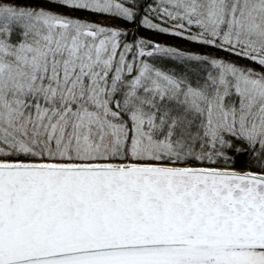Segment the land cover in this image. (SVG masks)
<instances>
[{
	"label": "snow or ice",
	"instance_id": "6c2138e0",
	"mask_svg": "<svg viewBox=\"0 0 264 264\" xmlns=\"http://www.w3.org/2000/svg\"><path fill=\"white\" fill-rule=\"evenodd\" d=\"M0 264H264V0H0Z\"/></svg>",
	"mask_w": 264,
	"mask_h": 264
},
{
	"label": "rangeland",
	"instance_id": "374dc122",
	"mask_svg": "<svg viewBox=\"0 0 264 264\" xmlns=\"http://www.w3.org/2000/svg\"><path fill=\"white\" fill-rule=\"evenodd\" d=\"M43 6L44 7L54 8L56 11H64V12L69 11L67 9L55 8L54 5H49V4H45ZM70 14L74 15V16L86 17L89 20L100 21V22H102L104 24H109V25L119 24L120 26H122L124 28H129L130 27L129 25L123 24L121 21L114 20V19H112L110 17H107V16H95V15H90V14H86V13H78V12H72ZM137 35L143 36L145 38L151 39L153 41H156V42H159V43H162V44H165V45H169V46H173V47H177V48L182 49L176 43L168 42V41H165L164 39H162L163 37L157 32L148 31V30L144 29L143 31L139 32ZM128 39L130 40L131 37H129Z\"/></svg>",
	"mask_w": 264,
	"mask_h": 264
},
{
	"label": "trees",
	"instance_id": "16d2710c",
	"mask_svg": "<svg viewBox=\"0 0 264 264\" xmlns=\"http://www.w3.org/2000/svg\"><path fill=\"white\" fill-rule=\"evenodd\" d=\"M126 25L130 26L129 29H133L135 27L134 25H131V24H126ZM143 30L144 29H139L138 31L134 32L133 34L137 35L139 32H141ZM159 34L163 37L162 39H164L165 41L176 43L179 47H181L184 50L195 51V52L213 51V52H215L216 55L226 57V54L223 52H216L215 50H210L206 47L195 44V43L188 41L184 38L173 36V35H168V34H161V33H159ZM129 37H131V36H129ZM167 66L170 67L171 65H167ZM220 166H223V165H220ZM247 166H248V164H247V158L246 157L238 158V162L235 165V167H247Z\"/></svg>",
	"mask_w": 264,
	"mask_h": 264
},
{
	"label": "water",
	"instance_id": "95a60500",
	"mask_svg": "<svg viewBox=\"0 0 264 264\" xmlns=\"http://www.w3.org/2000/svg\"><path fill=\"white\" fill-rule=\"evenodd\" d=\"M238 170H244L246 167H236Z\"/></svg>",
	"mask_w": 264,
	"mask_h": 264
}]
</instances>
